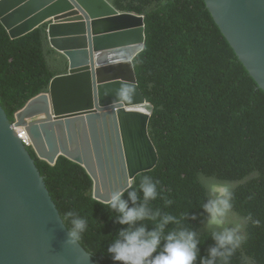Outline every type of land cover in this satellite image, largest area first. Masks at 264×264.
Listing matches in <instances>:
<instances>
[{"label":"trees","instance_id":"obj_1","mask_svg":"<svg viewBox=\"0 0 264 264\" xmlns=\"http://www.w3.org/2000/svg\"><path fill=\"white\" fill-rule=\"evenodd\" d=\"M106 1L120 12L146 17V48L135 66L140 87L155 106L150 134L160 162L128 191L143 175L159 180L162 196L174 202L165 207L164 199H157L151 206L196 215L184 223L200 233V254L207 256L214 241L201 216L204 193L197 176L235 183L234 212L250 213L260 224L246 226V241L232 264H239L241 254L264 264V90L205 0ZM66 71V59L51 48L44 26L12 39L0 21V103L12 122ZM34 156L63 218L75 210L88 219L81 244L98 264H114L107 246L124 226L95 198L86 168L64 156L54 165Z\"/></svg>","mask_w":264,"mask_h":264},{"label":"water","instance_id":"obj_2","mask_svg":"<svg viewBox=\"0 0 264 264\" xmlns=\"http://www.w3.org/2000/svg\"><path fill=\"white\" fill-rule=\"evenodd\" d=\"M205 2L264 90V0ZM0 21L12 39L44 26L67 69L14 122L0 103V264H98L79 240L67 243L66 222L15 128H26L39 159L54 165L64 156L84 166L103 203L107 168L124 167V192L154 170L155 106L135 66L146 48V17L106 0H0Z\"/></svg>","mask_w":264,"mask_h":264},{"label":"clouds","instance_id":"obj_3","mask_svg":"<svg viewBox=\"0 0 264 264\" xmlns=\"http://www.w3.org/2000/svg\"><path fill=\"white\" fill-rule=\"evenodd\" d=\"M197 182L204 193L201 216L206 217L205 228L214 241L207 256L200 254V233L184 223L195 220L196 215L184 212L177 216L154 209L151 205L157 199H164L165 207L174 201L164 198L160 181L146 174L140 177L137 188L127 192V199L124 191L114 190L104 200V207L124 226L107 246L114 264H232L246 241V226L249 223L258 226L260 221L250 213L247 216L234 213L235 183L203 174L197 176ZM64 220L67 243L79 240L88 229V219L75 210L67 211ZM239 264L253 262L241 254Z\"/></svg>","mask_w":264,"mask_h":264},{"label":"flooded vegetation","instance_id":"obj_4","mask_svg":"<svg viewBox=\"0 0 264 264\" xmlns=\"http://www.w3.org/2000/svg\"><path fill=\"white\" fill-rule=\"evenodd\" d=\"M29 152L33 157V159L36 161V158L34 156V154L36 153H34L35 151L33 150V148L29 149ZM102 180L104 182V187L101 196H107L108 193L114 190L122 191L128 185V175L122 165L121 166L116 165L115 170L114 168H111L110 170L107 168L105 171V175H102ZM94 196H96L95 190H94Z\"/></svg>","mask_w":264,"mask_h":264},{"label":"built area","instance_id":"obj_5","mask_svg":"<svg viewBox=\"0 0 264 264\" xmlns=\"http://www.w3.org/2000/svg\"><path fill=\"white\" fill-rule=\"evenodd\" d=\"M15 131L26 148H32V140L24 127L15 128Z\"/></svg>","mask_w":264,"mask_h":264},{"label":"rangeland","instance_id":"obj_6","mask_svg":"<svg viewBox=\"0 0 264 264\" xmlns=\"http://www.w3.org/2000/svg\"><path fill=\"white\" fill-rule=\"evenodd\" d=\"M235 213V212H234ZM239 215V214H238Z\"/></svg>","mask_w":264,"mask_h":264}]
</instances>
